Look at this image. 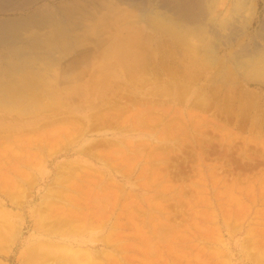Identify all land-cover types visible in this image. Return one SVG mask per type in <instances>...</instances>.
<instances>
[{
  "label": "rangeland",
  "instance_id": "obj_1",
  "mask_svg": "<svg viewBox=\"0 0 264 264\" xmlns=\"http://www.w3.org/2000/svg\"><path fill=\"white\" fill-rule=\"evenodd\" d=\"M258 24L236 52L264 47ZM156 49L142 75L79 65L38 118L0 106V264H56L41 244L95 264H264V76L233 71L225 52Z\"/></svg>",
  "mask_w": 264,
  "mask_h": 264
},
{
  "label": "bare ground",
  "instance_id": "obj_2",
  "mask_svg": "<svg viewBox=\"0 0 264 264\" xmlns=\"http://www.w3.org/2000/svg\"><path fill=\"white\" fill-rule=\"evenodd\" d=\"M259 7V0H0V13H3L0 16V106L19 116L37 115L38 118L61 104L59 84L63 83L65 77L78 71L79 65H86L79 73H85L87 67H90L92 74L109 75L117 71L140 73L150 68L152 52L157 47L164 49L167 45L176 50L181 48L182 53L192 54L193 59L201 57V60L205 58L206 61L225 52L224 57L234 59L233 71L264 76V47L243 54V51L236 52L233 44L236 37L242 35L247 38L251 35L254 24H258ZM256 34L261 41L264 40V18L259 20ZM193 40L198 44L192 45ZM54 72L60 74L58 79ZM48 79L55 80V85H49ZM149 82V85L152 84ZM154 84L159 89L162 85L161 80L160 84ZM141 85L137 89L142 91L145 84ZM133 86L138 85L133 83ZM50 136L57 135L53 132ZM38 250L43 257L54 255L56 264H95L90 259L89 251L70 244H41Z\"/></svg>",
  "mask_w": 264,
  "mask_h": 264
}]
</instances>
